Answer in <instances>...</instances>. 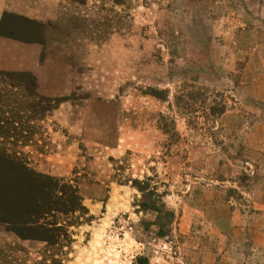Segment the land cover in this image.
I'll use <instances>...</instances> for the list:
<instances>
[{
    "label": "rangeland",
    "instance_id": "374dc122",
    "mask_svg": "<svg viewBox=\"0 0 264 264\" xmlns=\"http://www.w3.org/2000/svg\"><path fill=\"white\" fill-rule=\"evenodd\" d=\"M22 1L0 0L3 26L47 42L0 37V71L35 82L0 101V150L83 210L64 247L1 226L0 259L264 264V0H62L42 30Z\"/></svg>",
    "mask_w": 264,
    "mask_h": 264
},
{
    "label": "trees",
    "instance_id": "16d2710c",
    "mask_svg": "<svg viewBox=\"0 0 264 264\" xmlns=\"http://www.w3.org/2000/svg\"><path fill=\"white\" fill-rule=\"evenodd\" d=\"M10 16L5 14L0 21V36L25 44L46 43L41 33L35 39H22L17 34L22 33L19 27L8 29L3 21ZM22 27L40 28L42 22L22 16L18 18ZM41 30H39L41 32ZM8 84L10 89L0 90V101H20L16 90H23L25 99L35 101V95L29 87L35 82L31 75L17 72L0 71V85ZM0 111V135L5 127L11 128L14 118L2 117ZM0 227L20 243L44 244L47 248L64 247L67 243V227L59 225V220L83 210L82 199L77 187L61 183V180L50 176L40 175L25 166L23 161L7 151L0 150ZM1 253V252H0ZM62 264L61 261H53ZM0 264H30L29 261H8L0 259ZM38 264V263H34ZM39 264H44L43 262Z\"/></svg>",
    "mask_w": 264,
    "mask_h": 264
},
{
    "label": "crops",
    "instance_id": "0c3cea01",
    "mask_svg": "<svg viewBox=\"0 0 264 264\" xmlns=\"http://www.w3.org/2000/svg\"><path fill=\"white\" fill-rule=\"evenodd\" d=\"M61 2L62 0H30L29 3H27L26 1H22L23 6H22L21 13L23 14V16L29 17L31 19L40 20L42 23H44V20H46V18L49 22L53 23V22H56L58 19L59 11L62 8ZM1 39H3V37H1ZM26 46L33 48V46H36V45L29 44ZM14 70L15 71L19 70L22 72H30L31 74L35 76L37 75L34 65H32L30 68L14 69Z\"/></svg>",
    "mask_w": 264,
    "mask_h": 264
}]
</instances>
